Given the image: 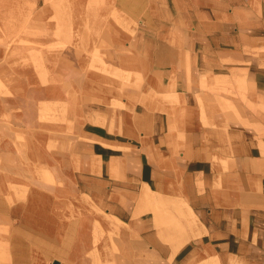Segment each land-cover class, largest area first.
I'll use <instances>...</instances> for the list:
<instances>
[{
    "label": "crops",
    "instance_id": "obj_1",
    "mask_svg": "<svg viewBox=\"0 0 264 264\" xmlns=\"http://www.w3.org/2000/svg\"><path fill=\"white\" fill-rule=\"evenodd\" d=\"M132 1L69 9L84 48L35 73V95L22 83L23 116L65 103L70 118L21 138L0 123V264H75L93 245L76 251L81 222L94 226L71 210L77 195L120 224L118 264H264V0ZM51 219L74 222L67 255L27 240L56 244Z\"/></svg>",
    "mask_w": 264,
    "mask_h": 264
},
{
    "label": "rangeland",
    "instance_id": "obj_2",
    "mask_svg": "<svg viewBox=\"0 0 264 264\" xmlns=\"http://www.w3.org/2000/svg\"><path fill=\"white\" fill-rule=\"evenodd\" d=\"M75 1L77 0H0V75L3 76L4 71L7 72V81L10 84L12 83L14 87L13 99H16L13 102L12 125L9 124L10 111L8 110L7 113L3 115L2 108L0 109V123H7V125H10L8 127L12 128L14 133H19L18 138H21L20 133L22 132L27 131L31 133V131H36L38 123L43 125L42 128L54 129V125H56L58 121H66V118H70L68 111L69 105L67 106L65 103L57 107V111L52 105H46L41 109L38 118H36V110L33 104L30 103L28 106V113L23 116L21 110L23 95L20 88L22 83L25 84L27 80L31 92L29 96L35 95L37 92L34 86L36 84V82L34 83L35 78L33 76L35 73L46 77L52 73H59L61 65L67 64L62 57L70 52V49H76V47L78 49L79 46L84 48V46L80 45V41L82 40L81 34L84 30H81V33H79L72 28L69 9H104L108 7L111 1L113 2V0ZM132 3V0H125L126 9L131 7ZM76 44H78V46H76ZM32 71H34V73ZM60 80L61 76L60 78L57 76V81ZM224 85L225 83L222 82L221 86ZM238 86L242 88L240 84ZM5 95H10V93L6 91L3 82L0 81V97ZM55 111L56 115L54 116ZM26 116L28 117L27 119L25 118ZM31 119H33L32 122H30ZM28 120L29 126L27 123ZM66 123L68 126L69 123ZM62 125L66 126V124ZM66 131L72 133L76 132L75 129H66ZM45 133L53 132L46 130ZM31 169L34 170L33 173L34 176H36V167H31ZM49 174L50 172L48 170L44 171V178L49 176ZM15 187L16 186H13V191L19 196L21 192L18 188L15 189ZM72 199H74L73 201L77 206H71V210L77 211V218L82 217L92 220L91 224H94V233L101 234L98 235L101 237L98 241L99 245L97 246V244L94 243L84 254L77 256L75 264H82L84 259H87L89 264H118V256H120L121 249L118 243L116 228H119L120 224L107 215L104 209L96 206L91 199L84 196L79 197V195H77L76 198L75 196L72 197ZM66 209L69 210V207ZM2 214L3 212H0V220H2ZM103 219H107L111 227H106L103 224ZM0 223L3 222L0 221ZM162 224L164 226L172 225L171 222L165 221L162 222L161 225ZM95 225L100 226V229L97 227L98 231L95 229ZM88 227L89 226H87L86 230H90ZM125 228L127 230L128 226L125 225ZM4 231L5 228L0 227V234L5 233ZM89 232H91V230ZM103 240L104 242H102ZM2 245H6V243L0 240V247ZM97 253L100 256L99 259L97 258ZM56 259L57 258L53 260ZM53 260L47 259L45 261L46 264H52Z\"/></svg>",
    "mask_w": 264,
    "mask_h": 264
},
{
    "label": "bare ground",
    "instance_id": "obj_3",
    "mask_svg": "<svg viewBox=\"0 0 264 264\" xmlns=\"http://www.w3.org/2000/svg\"><path fill=\"white\" fill-rule=\"evenodd\" d=\"M51 1V0H50ZM82 0H77V1H75V2H81ZM90 1V0H89ZM89 4V3H88ZM87 4V5H88ZM106 24V23H105ZM56 29V28H55ZM109 29H110V27H109ZM116 30V29H115ZM57 34V33H56ZM58 35H59V33H58ZM22 39V38H21ZM21 41H23V40H21ZM27 42H28V40H27ZM34 42V41H33ZM12 43V42H11ZM22 43V42H21ZM29 43H31V42H29ZM39 43V42H38ZM32 44V43H31ZM39 45H41V44H39ZM10 46V45H9ZM62 46V45H61ZM65 47V46H64ZM54 48V47H53ZM51 49V48H50ZM35 51V50H34ZM96 53V52H95ZM38 56V55H37ZM42 59V58H41ZM39 62V61H38ZM40 62H42V61H40ZM35 69V68H34ZM221 80V79H220ZM105 97V96H104ZM39 102V101H38ZM98 117V116H97ZM96 118V117H95ZM97 119V118H96ZM99 123V122H98ZM112 164V163H111ZM116 166V165H115ZM115 166L114 167H112V168H115ZM38 168V167H37ZM44 168V167H43ZM113 170V169H112ZM111 170V171H112ZM36 171H38V170H36ZM50 171V170H49ZM114 171V170H113ZM40 173V172H39ZM38 173V174H39ZM35 174H37V173H35ZM50 175V174H49ZM111 176V175H110ZM113 177H114V174H113ZM47 178V177H46ZM51 178V177H50ZM48 180H50V179H48ZM52 180V179H51ZM143 187V186H142ZM149 188V187H148ZM150 189V188H149ZM148 192V191H147ZM127 193V192H126ZM144 193V192H143ZM146 193V192H145ZM151 193V192H150ZM147 194V193H146ZM133 195V194H132ZM141 195V194H140ZM148 196V195H147ZM138 199V198H137ZM140 199V198H139ZM139 199H138V201H139ZM143 199V198H142ZM141 199V200H142ZM145 201V200H144ZM25 202V201H24ZM10 203V202H9ZM52 204V203H51ZM185 205H187L186 203H185ZM184 207H186V206H184ZM182 209V208H181ZM23 210V209H22ZM117 210V209H116ZM183 210V209H182ZM20 211V210H19ZM190 212V211H189ZM40 216H42L43 215V219H44V217H46V215L44 214V212L42 213V211H40ZM97 213V212H96ZM188 213V212H187ZM116 214V213H115ZM118 214V213H117ZM121 215H123V214H121ZM121 215H119V216H121ZM188 215V214H187ZM18 216V215H17ZM191 216H193V215H191ZM187 218V217H186ZM190 218V217H189ZM43 219H42V222H39V223H42V226H44V222H43ZM185 219V218H184ZM192 219V218H191ZM190 219V220H191ZM194 219V218H193ZM192 219V220H193ZM96 221V220H95ZM187 221V223H188V219L186 220ZM195 221V220H194ZM98 222V221H97ZM193 223V222H192ZM198 223V222H197ZM103 224L106 226V227H109L110 226V223H109V221L107 220V219H103ZM179 224V223H178ZM177 224V226L181 229V225L179 226ZM189 224V223H188ZM100 225V224H99ZM97 226V225H95V229L98 231V229H100V226ZM161 225V224H160ZM163 225V224H162ZM47 226H49L50 227V230L51 231H49V232H45V234H47L46 235V238H47V240H49L51 243L53 242V243H56V244H52V245H43V241L41 240V239H44L43 237L40 239V237H38V236H33V237H29L27 240H29V241H34V242H36V244H38V246H35L36 247V250L37 251H40L41 252V254H43V255H48V254H50L51 252L52 253H56V254H59V255H67L66 253H65V249H66V247L68 246V238H66V236L65 235H68L69 233H70V231H72L73 230V228L75 227L74 226V222H64L63 224L62 223H60V224H54V221L51 219V222H47L46 223V225H45V227H47ZM87 226H89L90 227V229H93L94 228V226H90L89 225V223H88V220H86V221H83V222H81V227L82 228H87ZM116 226H117V224H116ZM190 226V228H191V225H189ZM97 227H98V229H97ZM111 227V226H110ZM21 228V227H20ZM129 228H130V226H129ZM175 228V227H174ZM22 229V228H21ZM131 229V228H130ZM187 229H188V227H187ZM119 230V228H116V232ZM179 230V229H178ZM90 231V230H89ZM89 231L88 232H86V234H83L82 236H81V238H80V241L76 244V251L77 252H83V251H85L89 246H91L92 244H94V243H96L97 244V246L99 245L98 244V241L101 239V237L100 236H98V235H101V234H97V233H93V234H91V232L89 233ZM114 231V230H113ZM113 231H111V232H113ZM174 231H176V230H174ZM179 231H181V230H179ZM192 231V230H191ZM115 232V233H116ZM40 234H41V232H39ZM99 233V232H98ZM114 233V234H115ZM119 233V232H118ZM16 234H18V233H16ZM39 234V235H40ZM62 234H64L63 235V238H62ZM178 234H179V232H178ZM41 236V235H40ZM25 238V237H24ZM170 238V237H169ZM31 239V240H30ZM15 240V239H14ZM21 240V239H20ZM111 241V240H110ZM102 242H104V240L102 241ZM136 242V241H135ZM133 243H134V241H133ZM183 243V242H182ZM28 244H29V242H28ZM17 245V244H16ZM34 245V244H33ZM40 245H43V246H41L40 247ZM22 246V245H21ZM20 246V247H21ZM29 246V245H28ZM112 247H113V244H112ZM22 248V247H21ZM20 248V249H21ZM114 248V247H113ZM16 249V248H15ZM105 249V248H104ZM107 249V248H106ZM137 249H138V247H137ZM17 250H19V249H17ZM21 250H23V248L21 249ZM93 250V249H92ZM114 250V249H113ZM24 251V250H23ZM11 252V251H10ZM14 253V252H13ZM174 253V252H173ZM15 254V253H14ZM13 254V255H14ZM18 254V253H17ZM98 254V253H97ZM110 254V253H109ZM16 255V254H15ZM20 255V254H19ZM18 255V256H19ZM92 255V254H91ZM108 255V254H107ZM67 257V256H66ZM94 257V256H93ZM105 257H106V255H105ZM20 258V257H19ZM58 258H59V256H58ZM97 258L99 259L100 258V256H99V254L97 255ZM16 258H14V260H15ZM137 260V259H136ZM84 262L82 263V264H89V261L87 260V259H84L83 260ZM100 261V260H99ZM138 261V260H137ZM94 263V262H93ZM113 263V262H112ZM19 264V263H18ZM66 264V263H65ZM103 264H105V263H103Z\"/></svg>",
    "mask_w": 264,
    "mask_h": 264
},
{
    "label": "water",
    "instance_id": "obj_4",
    "mask_svg": "<svg viewBox=\"0 0 264 264\" xmlns=\"http://www.w3.org/2000/svg\"><path fill=\"white\" fill-rule=\"evenodd\" d=\"M52 264H60V262L58 260H53Z\"/></svg>",
    "mask_w": 264,
    "mask_h": 264
}]
</instances>
